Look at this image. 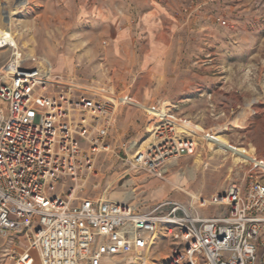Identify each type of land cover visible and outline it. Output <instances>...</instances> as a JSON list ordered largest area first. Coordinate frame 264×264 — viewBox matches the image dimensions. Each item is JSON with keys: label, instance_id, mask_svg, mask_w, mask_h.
Instances as JSON below:
<instances>
[{"label": "rangeland", "instance_id": "374dc122", "mask_svg": "<svg viewBox=\"0 0 264 264\" xmlns=\"http://www.w3.org/2000/svg\"><path fill=\"white\" fill-rule=\"evenodd\" d=\"M22 1L0 0V34L8 23L20 32L15 40L27 64L47 59L66 77L131 97L123 141L137 144L129 155L148 144L163 107L197 142L194 154L168 163L165 179L129 170L113 152L100 154L78 197L129 196L147 210L167 200L198 206L188 194L209 200L247 180L250 159H264V0ZM12 51L0 49V66ZM97 76L124 77L115 88ZM109 139L117 153L118 138ZM220 142L225 151L210 150ZM215 211L200 209L202 216ZM178 242L163 224L142 264H165ZM23 246L0 241V264H12L2 260L5 248Z\"/></svg>", "mask_w": 264, "mask_h": 264}, {"label": "built area", "instance_id": "2783aa9c", "mask_svg": "<svg viewBox=\"0 0 264 264\" xmlns=\"http://www.w3.org/2000/svg\"><path fill=\"white\" fill-rule=\"evenodd\" d=\"M9 47L0 66V241L25 246L5 248L3 261L100 264L120 256L142 264L167 223L179 247L165 264H264V159H250L247 180L209 200L191 197L198 206L167 200L142 210L143 203L126 199L78 197L100 154L113 152L129 170L164 179L168 163L194 154L197 142L167 111L145 148L129 155L134 141L114 152L115 118L134 100L66 77L47 59L27 64L17 48H3ZM209 206L215 213L202 216Z\"/></svg>", "mask_w": 264, "mask_h": 264}, {"label": "crops", "instance_id": "0c3cea01", "mask_svg": "<svg viewBox=\"0 0 264 264\" xmlns=\"http://www.w3.org/2000/svg\"><path fill=\"white\" fill-rule=\"evenodd\" d=\"M156 43H158V42H156ZM153 48L156 50L158 49L157 46H153ZM97 77H100V79L104 80V82L110 84L111 86H113L115 88H119L120 87V84H119L120 80L123 79L124 76H97ZM127 114H128V109L125 108V106H122L120 108V110L118 111V114L115 118L113 127H112L111 132H110L111 138H116V137L118 138V140L115 139V141H117L118 144H120V146H122V145L126 146V143L123 140L128 134V129H129L128 125L132 123V118H130ZM109 198L113 199V200H124L125 196L120 198L119 195H115V196L113 195V196H109ZM126 200L130 201V197L127 196ZM141 209L147 210V209H144L142 207H141ZM108 259L113 261L112 264H114L115 261H120V260H124V259L132 260L130 258H125V257H120V256L114 257V258L104 257L101 260L100 264H108L107 263ZM135 264H137V263H135Z\"/></svg>", "mask_w": 264, "mask_h": 264}, {"label": "bare ground", "instance_id": "6f19581e", "mask_svg": "<svg viewBox=\"0 0 264 264\" xmlns=\"http://www.w3.org/2000/svg\"><path fill=\"white\" fill-rule=\"evenodd\" d=\"M21 2H23L22 0H20ZM22 4V3H21ZM23 6V5H22ZM21 6V7H22ZM20 7V6H19ZM16 9V8H15ZM19 10V8H18ZM16 13V12H15ZM19 13V11H18ZM6 15V14H5ZM8 15V14H7ZM4 32L5 33H2L0 34V48H3L9 44H11V46H14L15 48H17V43H16V40H15V36H17L20 32L17 31L16 29H13L12 26L8 23L5 25L4 27ZM10 48V47H9ZM14 50V49H13ZM17 54L19 55L20 52L17 51ZM20 56H22L20 54ZM162 106V105H161ZM159 112L158 115H154V116H157V117H160L163 115L164 111H165V108L163 107L161 110H157ZM189 127V126H187ZM189 130V128H188ZM193 130V128H192ZM182 132H187L185 129L182 128ZM193 133V132H192ZM147 141V140H146ZM226 147L224 146V142H220V144H218V149H214L211 145H210V150L211 151H219V152H222V151H225ZM165 179V178H164ZM170 183L174 186H179L176 182H173L170 180ZM190 197L194 198V199H198L199 196L195 195V194H188ZM207 201V200H206ZM153 243V242H152ZM136 262L134 260H132V262H130V264H135Z\"/></svg>", "mask_w": 264, "mask_h": 264}]
</instances>
